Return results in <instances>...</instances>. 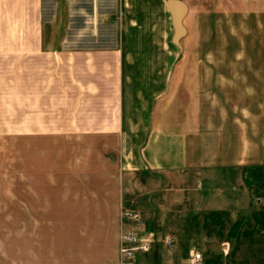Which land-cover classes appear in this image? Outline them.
<instances>
[{
  "label": "crops",
  "instance_id": "obj_1",
  "mask_svg": "<svg viewBox=\"0 0 264 264\" xmlns=\"http://www.w3.org/2000/svg\"><path fill=\"white\" fill-rule=\"evenodd\" d=\"M97 1L115 35L91 45L45 38L43 0H0V135L112 138L123 174L164 177L166 191L178 181L181 223L191 208L198 224L225 216L264 237V0H181L178 45L166 0ZM44 239L36 264H61L57 241ZM119 248L118 238L97 262L118 264ZM20 256L28 264L27 242Z\"/></svg>",
  "mask_w": 264,
  "mask_h": 264
},
{
  "label": "rangeland",
  "instance_id": "obj_2",
  "mask_svg": "<svg viewBox=\"0 0 264 264\" xmlns=\"http://www.w3.org/2000/svg\"><path fill=\"white\" fill-rule=\"evenodd\" d=\"M43 4L47 39L90 40L98 45L114 38V25L104 16L100 19L97 0H43ZM235 22L238 27L242 20L236 17ZM252 23H261L260 17L253 15ZM172 71L175 109L178 63ZM147 176L122 173L112 138L45 136L35 143L1 134L0 264H21L23 242H27L28 264H36L41 235L44 247L51 238L57 241L55 258L61 264H99L103 256L95 253L102 248L107 249L104 258L109 261L125 230H120V221L130 224L125 210L137 212L141 228L154 234L147 251L135 252L134 264L141 253L143 264H187L190 250L200 253L201 264H264V237L255 225H233L225 216L219 223L198 224L191 208L193 219L181 223L187 209L180 201L178 181L169 182L172 187L166 191L164 177ZM164 236L171 239V249ZM44 258L46 262L50 256Z\"/></svg>",
  "mask_w": 264,
  "mask_h": 264
},
{
  "label": "built area",
  "instance_id": "obj_3",
  "mask_svg": "<svg viewBox=\"0 0 264 264\" xmlns=\"http://www.w3.org/2000/svg\"><path fill=\"white\" fill-rule=\"evenodd\" d=\"M124 215L130 221V226L121 234L118 264H134L135 252L146 250L151 239L149 235L144 234L137 212L125 210ZM164 243L168 247L172 246L171 240L168 238L164 239ZM200 262V253L198 251H192L188 257L187 264H200Z\"/></svg>",
  "mask_w": 264,
  "mask_h": 264
},
{
  "label": "water",
  "instance_id": "obj_4",
  "mask_svg": "<svg viewBox=\"0 0 264 264\" xmlns=\"http://www.w3.org/2000/svg\"><path fill=\"white\" fill-rule=\"evenodd\" d=\"M166 6L171 15V22L174 28L172 42L178 45L177 39L183 32L180 21L185 12V5L181 0H166Z\"/></svg>",
  "mask_w": 264,
  "mask_h": 264
}]
</instances>
